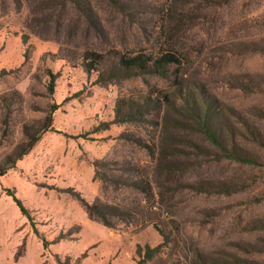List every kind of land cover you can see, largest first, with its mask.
<instances>
[{"label": "rangeland", "instance_id": "obj_1", "mask_svg": "<svg viewBox=\"0 0 264 264\" xmlns=\"http://www.w3.org/2000/svg\"><path fill=\"white\" fill-rule=\"evenodd\" d=\"M125 1L122 16L105 0H92L98 25L88 28L78 12L54 0H0V95L18 90L23 96L13 105L0 159L22 140L25 121L41 120L50 102L60 104L53 130L0 177V264H135L137 245L157 246L161 233L111 215L108 226L89 215L82 199L149 204L132 186L148 176L151 203L172 233L147 264H264V145L257 142L264 144V0H176L183 16L173 37L196 86L225 112L228 126L244 132L242 147L256 164L179 155L172 149L185 146L183 129H174L177 138L169 135L168 150L155 158L150 147L158 127L147 114L94 131L114 120L119 100L127 106L151 86L167 88L150 76L113 74L99 82L82 64L54 55L60 46L131 51L160 45L170 0ZM50 69L57 74L53 97ZM8 189L29 209L39 235Z\"/></svg>", "mask_w": 264, "mask_h": 264}, {"label": "trees", "instance_id": "obj_2", "mask_svg": "<svg viewBox=\"0 0 264 264\" xmlns=\"http://www.w3.org/2000/svg\"><path fill=\"white\" fill-rule=\"evenodd\" d=\"M176 0L166 2L164 15L161 18L157 40L160 45H151L150 47H140L138 50L124 51L122 48L112 47L108 50L97 48H85L83 50L73 49L69 46H60L55 57L66 61L82 64L89 73H96L97 80L104 82L114 77L131 76H150L158 77L167 84V88L159 89L151 86L145 95L137 99H131L127 106H123L121 100L117 102L116 115L112 121H102L94 129L99 131L107 129L112 123H126L134 121L136 114L140 116L148 115L151 123L158 127V137L153 147H150L151 154L159 159L163 157L164 152L168 150L167 144L169 135L177 138L174 129H183L187 133V138L183 142L184 147H175V153L184 154V156H208L216 161L228 160L242 164H256L257 160L249 156L243 149L242 139L244 132L228 126L223 117L225 112L215 106L206 98L203 89L196 86V82L191 78L189 72L188 57L178 47L173 40L174 33L179 26L181 11L175 3ZM194 2V0H190ZM61 7H69L84 17L85 26L91 28L97 26L96 17L98 10L95 8L92 0H54ZM106 5L114 12L126 16L128 3L125 0H105ZM133 28L134 22H130ZM150 40V39H148ZM27 42V36H24ZM157 44V43H156ZM47 90L50 97H53L56 87L57 74L51 69L48 70ZM203 91V93H202ZM205 95V96H204ZM23 96L18 90H11L0 95V144L10 136L11 116L13 105L20 101ZM204 98V99H203ZM60 104L50 102L45 111V116L39 121H25L23 124V138L16 143L10 151L5 152L0 159V177L6 175L13 168L17 161L27 155L42 138L43 134L53 130L54 113L58 110ZM135 107V108H134ZM148 107V108H147ZM176 114L174 124L170 122L172 114ZM232 124V123H229ZM200 137L206 141L203 145L195 138ZM175 138V139H176ZM175 141V140H174ZM259 144H262L259 141ZM193 147L194 152L188 150ZM158 159V158H157ZM144 182V186H142ZM227 184V182H225ZM132 186L141 189L145 193V199L149 204H142L140 200L133 201L130 204H103L100 201L89 204L84 199L83 202L89 215L95 219H100L104 224L113 226L110 215L123 221H128L138 227L153 225L163 236V242L152 247L146 244L144 247L137 245L138 259L135 264H147L153 261L161 248L171 241V231H166L160 224V214L151 203L155 199L153 191V182L150 176L145 179L137 178ZM143 187V188H141ZM7 194L13 197L16 205L26 214L35 232L38 234L33 218L29 209L15 195L12 189L7 190ZM109 208V209H108ZM109 210V211H107ZM39 235V234H38ZM48 241L44 239V245ZM196 255L202 260L205 258L201 251ZM207 258V257H206ZM209 259V258H208ZM205 263H212L207 260ZM191 264L195 262L191 261Z\"/></svg>", "mask_w": 264, "mask_h": 264}]
</instances>
